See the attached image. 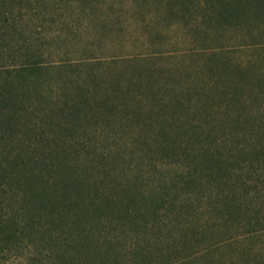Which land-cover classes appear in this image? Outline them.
<instances>
[{"label":"rangeland","instance_id":"rangeland-1","mask_svg":"<svg viewBox=\"0 0 264 264\" xmlns=\"http://www.w3.org/2000/svg\"><path fill=\"white\" fill-rule=\"evenodd\" d=\"M31 65L34 77L13 75ZM0 68L37 95L41 118L69 119L59 132L87 155L77 172L91 190L130 195L94 224L106 235L99 255L133 241L117 264H200L184 260L203 245L183 238L186 214L146 211L180 170L175 141L264 139V0H3ZM134 206L135 222L118 217Z\"/></svg>","mask_w":264,"mask_h":264},{"label":"trees","instance_id":"trees-1","mask_svg":"<svg viewBox=\"0 0 264 264\" xmlns=\"http://www.w3.org/2000/svg\"><path fill=\"white\" fill-rule=\"evenodd\" d=\"M31 66L12 74L32 78ZM1 73L0 68V77ZM11 84L9 77L0 78V264H9V260L25 264L120 263L121 253L131 251L135 243L124 249L109 244L99 255V241L106 235L94 224L115 211L119 199L130 195L116 198L110 185L106 195L99 187L91 190L77 172L86 165L87 155L73 152L74 138L59 132L69 125V119L54 121L46 110L41 118L37 95L29 96L27 90L13 89ZM15 96L20 99L17 104L11 102ZM46 126L49 132L44 130ZM194 137L172 144L181 148L175 159L180 170L172 177L167 194L146 212L157 216L161 209H168L186 214L187 222L181 224L190 227L191 233L184 232L183 238L190 234L203 245L196 253L188 252L184 260L264 264L263 137L245 138L243 145H232L223 135L205 137L193 146ZM97 160L102 161L103 155ZM180 192L186 197L178 200ZM124 210L118 217L135 222V212L142 207ZM91 211L99 214L90 216ZM177 219L175 214L172 222ZM109 236V242L119 237L117 233Z\"/></svg>","mask_w":264,"mask_h":264}]
</instances>
